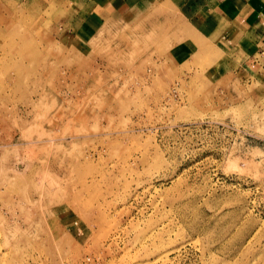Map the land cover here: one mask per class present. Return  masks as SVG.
I'll use <instances>...</instances> for the list:
<instances>
[{
    "label": "rangeland",
    "instance_id": "374dc122",
    "mask_svg": "<svg viewBox=\"0 0 264 264\" xmlns=\"http://www.w3.org/2000/svg\"><path fill=\"white\" fill-rule=\"evenodd\" d=\"M249 56L181 0H0V264H264Z\"/></svg>",
    "mask_w": 264,
    "mask_h": 264
},
{
    "label": "crops",
    "instance_id": "0c3cea01",
    "mask_svg": "<svg viewBox=\"0 0 264 264\" xmlns=\"http://www.w3.org/2000/svg\"><path fill=\"white\" fill-rule=\"evenodd\" d=\"M192 17L231 44L242 42L250 61L261 58L264 70V0H181ZM246 55V54H245Z\"/></svg>",
    "mask_w": 264,
    "mask_h": 264
}]
</instances>
